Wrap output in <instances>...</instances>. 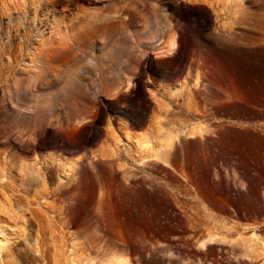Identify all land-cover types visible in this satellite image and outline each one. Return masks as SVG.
Returning a JSON list of instances; mask_svg holds the SVG:
<instances>
[{
	"label": "rangeland",
	"instance_id": "374dc122",
	"mask_svg": "<svg viewBox=\"0 0 264 264\" xmlns=\"http://www.w3.org/2000/svg\"><path fill=\"white\" fill-rule=\"evenodd\" d=\"M194 128L216 140L176 154ZM8 179L45 196L54 230ZM258 186L264 0L0 2V264H264Z\"/></svg>",
	"mask_w": 264,
	"mask_h": 264
},
{
	"label": "bare ground",
	"instance_id": "6f19581e",
	"mask_svg": "<svg viewBox=\"0 0 264 264\" xmlns=\"http://www.w3.org/2000/svg\"><path fill=\"white\" fill-rule=\"evenodd\" d=\"M15 1L16 2H23V3L27 2V0H15ZM0 2H1L3 8H6L8 6V2L12 3L13 0H0ZM53 12H55V10H53ZM40 22H42V20H40ZM205 22L207 23L208 21L205 20ZM145 74H146V72H145ZM178 84H180V82H178ZM138 85L140 87V94H145V95L147 93L146 87L152 86L151 82L148 80L144 81L142 84H140V83L138 84V82H137V84L134 85V88ZM150 90H151V88H150ZM151 106H152V103H150V107ZM100 111H103V108H100L97 111H95L94 112L95 115L97 116ZM192 114L200 117V114H197L194 112ZM95 115L92 118V121L90 123H88L87 125H85L86 123L82 124L84 126H90L91 127L90 131L87 133V135L91 138L97 136L99 134V132L102 130V127L93 129V127H92L93 125H91L92 122L97 118ZM84 126H82V127L78 126L77 129H81ZM125 130L127 133H130L132 130V126L127 120H125ZM233 133H234V130L229 128L225 132L220 134L219 139H221L222 137L232 136ZM219 139H217V140H219ZM37 140H38V138L36 136L34 138L24 140L25 146L31 152L35 153V155H38L36 152L38 149ZM215 140L216 139L214 138L213 133H211L205 129L200 130L198 128H194L192 130H189L184 136H181V139L179 140L180 143H175V145H173V146L175 148H177V152H176V154H177L180 150L179 149L180 145L190 146L191 144H204L205 142H210V141L214 142ZM250 140L254 141L253 138H250ZM116 145H118V144L116 143ZM170 145H172V144H170ZM173 146H172V148H173ZM118 148H120V146ZM172 148L169 149L170 154L173 153ZM113 153H116V152L113 150ZM61 155L65 156L63 154H57L56 152H52L49 154V156L54 160L53 162L55 164L56 163L59 164V161L57 160V156L60 157ZM46 162H47V159H45V158L41 159V164H42L41 168H37V165L40 164L39 161L37 163H35L34 166H35L36 171H30L31 168L28 169L26 167V165L23 164L22 170L26 173L25 175L29 174L30 177L32 178V180H30V182H36V173L39 174L41 170H43L44 174H47L46 170L48 169V166L45 164ZM24 181H26V180H24ZM24 185H25V187H23V186L19 187L12 179H8L7 181H5L3 183L4 188L8 192H12L13 196L15 198H18V201H20V202L23 201L27 205V208L31 211V213L37 217V219L40 222L41 229L43 230L44 233H47L50 229L54 230L55 229L54 222H55V219L57 218L56 217L57 215L54 216L49 211H47V209H45V205L50 206L47 199L45 198V196L44 197L42 196V198H44V201L43 202L39 201L38 205H36V207H33V205H32V202H34L33 199L28 198V196L25 194V192L30 191V189L32 190V188L26 187V184H24ZM253 189L256 191L257 199L261 202H264V194L259 193L260 186L254 187ZM35 196H37V198L39 197L38 195H35ZM14 255H15V253H9V254H7V258H9V257L14 258ZM17 258H18V261L20 264H45V262L43 261L45 258V252L43 249L41 250L39 257H31L27 254L20 253V254H17Z\"/></svg>",
	"mask_w": 264,
	"mask_h": 264
}]
</instances>
